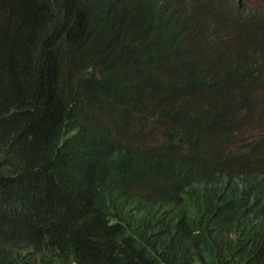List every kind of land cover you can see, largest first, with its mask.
<instances>
[{
  "label": "trees",
  "instance_id": "obj_1",
  "mask_svg": "<svg viewBox=\"0 0 264 264\" xmlns=\"http://www.w3.org/2000/svg\"><path fill=\"white\" fill-rule=\"evenodd\" d=\"M241 7L208 38L200 0H0V264H264L214 235L264 206V10ZM163 187L184 240L138 219Z\"/></svg>",
  "mask_w": 264,
  "mask_h": 264
},
{
  "label": "clouds",
  "instance_id": "obj_2",
  "mask_svg": "<svg viewBox=\"0 0 264 264\" xmlns=\"http://www.w3.org/2000/svg\"><path fill=\"white\" fill-rule=\"evenodd\" d=\"M237 1L242 5L241 14L244 16L254 11L264 10L252 9L244 14L243 2L241 0ZM222 2H219V0H200L202 7L201 25L208 30V38H213L218 31L219 28L216 27V24L219 23L221 27L223 23L222 15L218 13L219 5ZM224 37L225 34L221 33L220 30L219 39L221 40ZM211 41L214 44L218 42L217 40ZM259 51L262 52L263 50ZM261 154L264 153L261 152ZM184 198L183 193H176L168 187H163L162 192L158 189L155 191L154 196L146 201L149 205L147 210L142 213L138 208V219L152 218L155 226L164 227L162 229L169 242L178 239L184 240L191 232L190 227L186 225L187 213ZM214 215L221 218L220 227L214 232L219 241L222 236L226 238L239 237L244 242L259 240L264 245V206L262 204L254 200H246L236 205V211L232 215L226 217L223 209L214 212ZM27 255L34 262H40L41 260L38 248L28 251ZM108 257L114 261L117 260L116 255Z\"/></svg>",
  "mask_w": 264,
  "mask_h": 264
},
{
  "label": "rangeland",
  "instance_id": "obj_3",
  "mask_svg": "<svg viewBox=\"0 0 264 264\" xmlns=\"http://www.w3.org/2000/svg\"><path fill=\"white\" fill-rule=\"evenodd\" d=\"M244 5V14H246L249 10L252 9H264V0H241Z\"/></svg>",
  "mask_w": 264,
  "mask_h": 264
}]
</instances>
